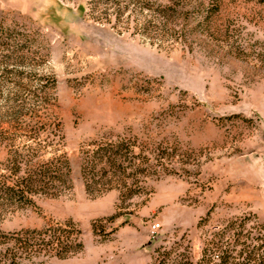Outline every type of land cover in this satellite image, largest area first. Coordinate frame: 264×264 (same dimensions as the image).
<instances>
[{"label":"rangeland","instance_id":"1","mask_svg":"<svg viewBox=\"0 0 264 264\" xmlns=\"http://www.w3.org/2000/svg\"><path fill=\"white\" fill-rule=\"evenodd\" d=\"M46 122L70 188L0 195V235L79 229L82 251L45 264L197 259L228 223L264 224V0H0V182L51 155ZM105 143L128 159L87 193L84 152Z\"/></svg>","mask_w":264,"mask_h":264},{"label":"trees","instance_id":"2","mask_svg":"<svg viewBox=\"0 0 264 264\" xmlns=\"http://www.w3.org/2000/svg\"><path fill=\"white\" fill-rule=\"evenodd\" d=\"M50 82L54 86L53 79ZM41 133L40 151L42 154L50 152L51 155L46 159L36 157L32 161L19 163L24 166L22 175H18L21 170L18 165L9 178L0 182V195L19 198L35 193L44 194L53 192L60 184L70 188L68 160L56 147L63 140L59 122L43 123L36 137L39 138ZM127 150L121 143H105L104 146L89 147L84 152L81 171L87 193H90L89 171L95 170L96 174L102 175L122 170L123 163L128 159ZM243 225L228 223L225 226L228 231L213 233L203 243L197 259L177 253L174 248L158 247L153 252L151 264H264V224L255 223L250 230H245ZM82 249L80 231L75 224L71 221L56 223L42 230L1 234L0 264H45L39 258L65 259Z\"/></svg>","mask_w":264,"mask_h":264},{"label":"built area","instance_id":"3","mask_svg":"<svg viewBox=\"0 0 264 264\" xmlns=\"http://www.w3.org/2000/svg\"><path fill=\"white\" fill-rule=\"evenodd\" d=\"M159 229V224L155 223L150 226L149 233L151 234L152 237L155 236L157 230Z\"/></svg>","mask_w":264,"mask_h":264}]
</instances>
